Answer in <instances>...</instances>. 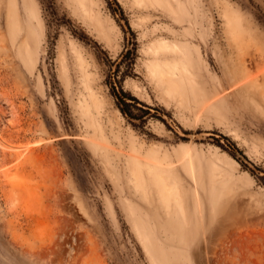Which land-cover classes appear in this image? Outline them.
Here are the masks:
<instances>
[{"label": "rangeland", "instance_id": "rangeland-1", "mask_svg": "<svg viewBox=\"0 0 264 264\" xmlns=\"http://www.w3.org/2000/svg\"><path fill=\"white\" fill-rule=\"evenodd\" d=\"M0 264H264V0H0Z\"/></svg>", "mask_w": 264, "mask_h": 264}, {"label": "trees", "instance_id": "trees-1", "mask_svg": "<svg viewBox=\"0 0 264 264\" xmlns=\"http://www.w3.org/2000/svg\"><path fill=\"white\" fill-rule=\"evenodd\" d=\"M129 28V25H127ZM126 47L120 54V58L123 59H128L127 64H132L134 58H135V45L130 39L127 37L126 39ZM130 44H132L130 46ZM130 46V47H129ZM117 70L119 69L120 66V61H117L115 63ZM118 82V78L116 76L112 77V80L109 79V84L111 87L112 94L115 96L117 100V104L119 106L120 111L128 116L129 118L135 119L139 118L141 119L142 124L145 122V119L143 118L146 114H150V106L141 102L136 98L134 95L128 93L127 91H124L122 88L116 89L115 83ZM140 104V105H138ZM135 106L137 109L141 110V114H136L133 113L131 110V107Z\"/></svg>", "mask_w": 264, "mask_h": 264}, {"label": "bare ground", "instance_id": "bare-ground-1", "mask_svg": "<svg viewBox=\"0 0 264 264\" xmlns=\"http://www.w3.org/2000/svg\"><path fill=\"white\" fill-rule=\"evenodd\" d=\"M155 65L153 66L154 70H160V66H157L158 63H154ZM162 72V71H161ZM153 152L152 150H148L147 151V155L149 156H153ZM146 165V172L147 174L150 176L151 180L154 182L153 184L156 185L157 188V192H159V195L161 196V198L164 200V202H166L165 206H167V204H169V200L171 198V193H172V198L175 200L176 203H178V205L181 207V202H180V198L175 195L174 197V191H173V187L170 185L171 181L168 180V177L172 175V177H174L173 175V166H167L165 165V163H161V164H157V163H145ZM138 168V172L139 170H141V167L139 165H137ZM144 172V173H146ZM167 172V173H166ZM139 174H142V172H140ZM140 176V184L142 183L141 181V175ZM144 178V177H143ZM144 181V179H142ZM168 207V206H167Z\"/></svg>", "mask_w": 264, "mask_h": 264}]
</instances>
